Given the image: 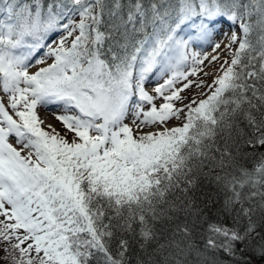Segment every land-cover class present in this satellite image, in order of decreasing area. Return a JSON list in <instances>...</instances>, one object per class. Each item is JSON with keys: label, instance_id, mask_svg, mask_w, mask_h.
<instances>
[{"label": "snow or ice", "instance_id": "obj_1", "mask_svg": "<svg viewBox=\"0 0 264 264\" xmlns=\"http://www.w3.org/2000/svg\"><path fill=\"white\" fill-rule=\"evenodd\" d=\"M0 253L264 264V0H0Z\"/></svg>", "mask_w": 264, "mask_h": 264}, {"label": "rangeland", "instance_id": "obj_2", "mask_svg": "<svg viewBox=\"0 0 264 264\" xmlns=\"http://www.w3.org/2000/svg\"><path fill=\"white\" fill-rule=\"evenodd\" d=\"M227 27H228V25H227ZM227 27H224V28L226 29ZM33 70H34V69H33ZM51 108H52V107H51ZM52 109H53V111H52V110L45 111V109L41 108V109H40V114H41L42 118H44V119L46 120V122L55 125V126L59 129L61 126H60V124L54 119V116H53V112H54V111H57V110H56L55 108H52ZM1 255H2V253H1Z\"/></svg>", "mask_w": 264, "mask_h": 264}, {"label": "trees", "instance_id": "obj_3", "mask_svg": "<svg viewBox=\"0 0 264 264\" xmlns=\"http://www.w3.org/2000/svg\"><path fill=\"white\" fill-rule=\"evenodd\" d=\"M0 255H1V253H0ZM0 264H2V262H0Z\"/></svg>", "mask_w": 264, "mask_h": 264}]
</instances>
